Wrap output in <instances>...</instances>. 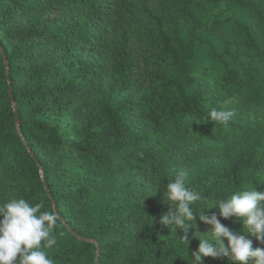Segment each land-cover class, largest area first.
<instances>
[{"label":"trees","instance_id":"1","mask_svg":"<svg viewBox=\"0 0 264 264\" xmlns=\"http://www.w3.org/2000/svg\"><path fill=\"white\" fill-rule=\"evenodd\" d=\"M181 171L244 234L207 206L264 192V0H0V202L58 214L54 264H189L210 226L188 253L159 222Z\"/></svg>","mask_w":264,"mask_h":264},{"label":"clouds","instance_id":"2","mask_svg":"<svg viewBox=\"0 0 264 264\" xmlns=\"http://www.w3.org/2000/svg\"><path fill=\"white\" fill-rule=\"evenodd\" d=\"M232 117L233 112L226 109L212 108L208 113V121L224 127ZM163 187V202L170 205V211L162 214L159 222L170 233L175 234L177 229L184 233L180 239L188 253V233L196 227L197 217L210 226L204 236L199 231L194 233L200 243L189 253V264H204V257H226L230 264H264V248H253L248 238L254 236L264 244V192L255 187L234 191L207 206L217 209L220 217H235L242 223L244 234H234L216 212L208 215L204 209L195 210L202 195L189 187L186 171L179 172ZM44 207L43 201L33 204L23 197L0 202V264H54L49 250L59 244V217L54 211L42 210Z\"/></svg>","mask_w":264,"mask_h":264},{"label":"rangeland","instance_id":"3","mask_svg":"<svg viewBox=\"0 0 264 264\" xmlns=\"http://www.w3.org/2000/svg\"><path fill=\"white\" fill-rule=\"evenodd\" d=\"M126 94H128V93H126Z\"/></svg>","mask_w":264,"mask_h":264}]
</instances>
